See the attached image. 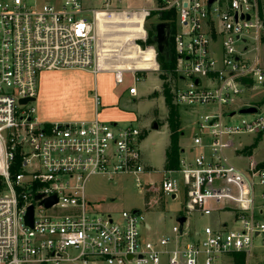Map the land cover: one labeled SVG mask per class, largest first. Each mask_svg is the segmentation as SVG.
<instances>
[{
  "label": "built area",
  "instance_id": "2783aa9c",
  "mask_svg": "<svg viewBox=\"0 0 264 264\" xmlns=\"http://www.w3.org/2000/svg\"><path fill=\"white\" fill-rule=\"evenodd\" d=\"M143 1L148 5L127 15L153 14L172 28L176 79L164 82L173 105L217 109L200 117L193 148L180 149L177 167L168 170L144 163L140 128L97 119L43 123L31 107L40 75L48 72H109L116 84L130 73L128 94L136 97V73L146 70H115L110 52L104 63L97 60L96 18L105 10L87 11L81 0H63L59 7L0 0V264H161L163 259L166 264H233L236 256L249 258L255 239L264 250V222L257 219L264 209L257 202L264 199L257 195V188H264V168L258 163L237 168L227 155L230 151L240 160L237 152L245 150L244 157L251 156L252 145L235 146L233 137H264V103L241 98L264 82L257 55L264 37L262 0H214L210 6L209 0ZM87 12L92 21L85 19ZM249 46L256 50L252 57ZM94 102L99 103L97 96ZM247 106L257 113L237 114ZM234 116L250 118L225 123ZM118 176L133 177L141 193L138 184L156 185L155 206L180 195L182 227L175 221L169 235L145 238L142 231L148 233L150 226L140 212L122 211L118 219L98 212L88 183ZM143 177L154 179L141 183ZM51 197L57 201L46 209L42 202ZM155 206L144 203L147 210ZM30 207L32 228L25 224ZM221 214H230L231 220L216 219L200 231L187 225L191 215ZM162 219L160 214L157 221Z\"/></svg>",
  "mask_w": 264,
  "mask_h": 264
},
{
  "label": "rangeland",
  "instance_id": "374dc122",
  "mask_svg": "<svg viewBox=\"0 0 264 264\" xmlns=\"http://www.w3.org/2000/svg\"><path fill=\"white\" fill-rule=\"evenodd\" d=\"M38 4H49L52 6L61 5L63 0H36ZM85 10H105L97 15V60L104 63L107 59L110 45L119 40H129L134 48L125 51L120 58V64L126 65L128 70H146V72L136 73L137 82L135 87L138 91L137 101L139 103V112L144 117L141 123H135L134 128L144 130L145 137L141 143V152L144 163L153 170H162L165 160V150L170 145V138L173 129H175L178 139L177 145L179 150L189 151L193 148V138L197 134V125L200 117L217 111L215 106H195V107H175L166 102L162 89L163 78L158 72L159 68L154 63L153 58L156 56V48L149 44V39L156 36L154 27L158 23L153 14L149 15H127L128 9H140L148 4L143 0H110L109 6H105V0H81ZM264 5V0H262ZM111 10V11H107ZM85 19L92 21L90 12L85 14ZM252 45V44H251ZM240 44L236 48H240ZM140 47V48H139ZM249 49L251 47L249 46ZM255 49L250 50L247 56L255 55ZM115 56L114 53H111ZM259 64L264 70V42L258 44ZM115 60V57H112ZM158 68V69H157ZM162 75V74H161ZM96 80L99 87H104L111 92L121 93L129 88L133 83L130 73L123 74V83L114 85L113 75L102 72L93 76L87 72L81 71H64L43 73L40 76L39 93L35 103L31 105L35 109V117L38 121H67L79 119V115L92 103V80ZM175 80V76L170 74L166 79ZM181 86L185 84L180 83ZM100 87V88H101ZM99 93L102 95V90ZM157 98L153 99L152 94L159 90ZM105 93H107L105 91ZM108 94V93H107ZM160 95V96H159ZM163 97V98H162ZM243 103L260 105L264 103V82L255 83L252 90L244 91L241 96ZM174 107V108H173ZM158 112V116L153 115V111ZM176 112V121L171 126L170 113ZM237 115V114H236ZM250 117L234 116L232 119H225V123L234 124L241 119ZM152 120L159 124L157 131L151 129ZM235 146H251V156L245 158V150L237 152L241 154V159L233 157L230 151L227 155L231 163L237 168H243L249 164H257L258 167H264V137L256 138L253 135L238 136L232 138ZM198 151L194 150V154ZM150 178H141V183ZM87 193L90 201L96 206L98 212L110 213L114 219H118L122 211H138L142 214L145 223L150 226V231H142L143 237L150 238L158 235H169L170 229L174 225L175 219L184 215L183 199L179 195L176 200L172 201L165 197L162 202L150 210L145 209L142 193L136 187L135 180L131 176H118L112 181L107 182L104 177L92 179L87 185ZM264 195V188H257V195ZM157 202V201H156ZM258 205L264 204V199H257ZM261 203V204H260ZM160 214H163L162 221H157ZM231 220L230 214L214 215L211 218H200L197 215L187 217V225L190 229L200 231L207 225L213 226L212 220ZM257 219L264 222V209ZM255 249L249 258H245V264H264V250L259 247V239L254 240ZM59 264H78L71 262H62ZM94 264H103L96 262ZM161 264H166L165 259Z\"/></svg>",
  "mask_w": 264,
  "mask_h": 264
},
{
  "label": "crops",
  "instance_id": "0c3cea01",
  "mask_svg": "<svg viewBox=\"0 0 264 264\" xmlns=\"http://www.w3.org/2000/svg\"><path fill=\"white\" fill-rule=\"evenodd\" d=\"M128 10H135V9H128ZM110 74L113 75L112 73ZM93 76H96V75H93ZM159 76H161V74H159ZM113 80H114V75H113ZM39 83H40V79H39ZM114 85H117L115 83V80H114ZM132 85L133 83L129 85V87H132ZM100 87L94 78V80H92V103L87 108H85L84 111L79 115V119H72V120H67V121H49V122L40 121V122L51 123V122H68V121H91V120L97 119L101 122L110 123L112 125H117L119 127H125V126H133L135 123H141V121L144 120V117L139 112V103L137 101V97H138L137 89H136V92H137L136 97H132L128 94V89H125L121 93L114 92V91L109 93L108 90L104 87H101L104 89L102 90L103 94L101 95L99 93ZM105 91L108 94L105 93ZM159 91L160 89L158 91L155 90V92L152 94L153 99L157 98ZM38 93H39V89H38ZM94 96H97L99 98L98 104H95ZM153 115L158 116V112L156 110L153 111ZM150 122L152 123V120ZM157 125L159 128L158 123ZM144 137H145V133H144ZM143 139H142V142H143ZM168 148L165 150V155H166V151L168 150ZM216 221L217 220H215L214 222V220H212L211 222L215 224Z\"/></svg>",
  "mask_w": 264,
  "mask_h": 264
},
{
  "label": "trees",
  "instance_id": "16d2710c",
  "mask_svg": "<svg viewBox=\"0 0 264 264\" xmlns=\"http://www.w3.org/2000/svg\"><path fill=\"white\" fill-rule=\"evenodd\" d=\"M165 19H166V16L162 15L161 21H165ZM262 41L264 42V37H263ZM148 43L153 44L152 39H149ZM132 48H134V47L129 42V40H126V39L125 40H119V41L112 43L110 45L109 52L115 54V56L110 55V57H115V60L113 62H110L109 65L113 66V69H115V70H121V71L128 70L126 68V65L122 66L120 64V58H121V55L125 51H128ZM156 64L159 68V72H163V73H161L162 74L161 77L163 78V82H164L165 80H167L166 76L173 74V71L175 68V62H174V59L172 57L171 50H169V54L167 57L157 54ZM164 83L165 84H163L162 93H163V96H164L166 102L171 105L172 104V96H171V92L169 89V84H166V82H164ZM173 113H174V117L171 118L172 119L171 120V126L174 123V121H176V112L175 111L171 112L170 116H173ZM172 128H173V126H172ZM177 139H178V135H177L175 129H173V131L170 135V145H169V148L166 151V155H165V162H164V166H163V168L165 170L174 169L177 167L178 156H179V148L177 145ZM153 193H154L153 189L152 190L149 189V194H146V197H145L146 202L149 201L151 194H153ZM233 264H245L244 255L236 256Z\"/></svg>",
  "mask_w": 264,
  "mask_h": 264
},
{
  "label": "water",
  "instance_id": "95a60500",
  "mask_svg": "<svg viewBox=\"0 0 264 264\" xmlns=\"http://www.w3.org/2000/svg\"><path fill=\"white\" fill-rule=\"evenodd\" d=\"M213 2L214 0H209L208 6H210ZM246 19H248V17H246ZM154 32L157 35L152 37V43L156 48L157 54L167 57L169 54V50H170V36L172 32V28L170 24L159 22L155 25ZM195 83L197 84L198 82H195ZM32 101L34 100L33 99L22 100L20 103L26 104L27 102H32ZM256 113H257L256 109L253 107H249V106L243 107L239 109L237 112V114L239 115H249V114H256ZM233 115H234L233 113L230 114V116H233ZM151 129L155 131L158 130V125L155 121L152 122ZM36 199H40V196H37ZM56 201L57 200L55 197H51L43 201L42 203L44 207L48 209L52 205H54ZM134 213H137V212L134 211ZM175 221L179 223L180 227H182V224L185 222V218L177 217ZM25 224L28 227L32 228V224H33V208L32 207H30L27 211V214L25 217Z\"/></svg>",
  "mask_w": 264,
  "mask_h": 264
},
{
  "label": "bare ground",
  "instance_id": "6f19581e",
  "mask_svg": "<svg viewBox=\"0 0 264 264\" xmlns=\"http://www.w3.org/2000/svg\"><path fill=\"white\" fill-rule=\"evenodd\" d=\"M138 186H140V190L143 192L142 194H149V189L152 190L153 189V194H151L150 200L151 201H157V195H158V191H157V186L156 185H150V184H138ZM150 202V204L152 205V202Z\"/></svg>",
  "mask_w": 264,
  "mask_h": 264
}]
</instances>
